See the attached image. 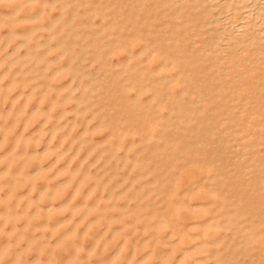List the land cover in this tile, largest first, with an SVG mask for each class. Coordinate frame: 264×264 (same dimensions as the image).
Returning a JSON list of instances; mask_svg holds the SVG:
<instances>
[{"label": "bare ground", "instance_id": "obj_1", "mask_svg": "<svg viewBox=\"0 0 264 264\" xmlns=\"http://www.w3.org/2000/svg\"><path fill=\"white\" fill-rule=\"evenodd\" d=\"M47 1L0 0V261L264 264V0Z\"/></svg>", "mask_w": 264, "mask_h": 264}, {"label": "rangeland", "instance_id": "obj_2", "mask_svg": "<svg viewBox=\"0 0 264 264\" xmlns=\"http://www.w3.org/2000/svg\"><path fill=\"white\" fill-rule=\"evenodd\" d=\"M63 1H64V3H63ZM54 2H57V3H55V4H52V3H54ZM43 4V3H42ZM53 5V6H49V5ZM64 4L66 5L67 4V2H66V0H48L47 1V5H46V2L43 4V6L41 7L42 9H43V11L45 12V13H43V20L44 21H48L50 18H52V16H53V18L54 17H59V19H60V21H63V19H62V17H60L59 15H62V14H66L67 13V10H69L68 12H70L71 11V9H72V4H68V5H66V6H64ZM45 5V6H44ZM55 5V6H54ZM64 6V7H63ZM44 7H45V9H44ZM52 7H53V10H52ZM55 9V10H54ZM57 9V10H56ZM51 10V11H50ZM49 11V12H48ZM56 13H58V15L56 14ZM45 14V15H44ZM50 14V15H49ZM57 15V16H56ZM51 16V17H50ZM48 17V18H47ZM68 20V19H67ZM66 20V21H67ZM65 38V37H64ZM71 36L69 37V38H66L65 39V41H66V43H70L69 41H71ZM52 40V41H51ZM51 40H50V42H52V43H54L55 41L54 40H56V38L54 37L53 39L51 38ZM60 49H56L55 51L53 50L52 51V55H55V54H57L58 53V51H59ZM68 54H69V52L66 54V56L64 57L63 56V58L61 57L60 59L61 60H59V61H57V62H55V63H57V65L53 62V63H51V64H53V66L51 65V64H49L48 66L46 65V67L44 66V71L45 72H43V73H47L46 75H48V77H47V80H51L52 78V76H51V72H53V70L54 69H57V68H59V67H61L62 65L64 66L67 62H68ZM117 55H115V56H113L112 57V60H116L117 59ZM29 58H30V60H31V57L30 56H26V57H22L21 59H23V60H25L26 61V64L23 66V68L25 67H29V63H31V65L33 66L34 65V63L36 64V62H35V60L36 59H32L31 61H29V63H27L28 62V60H29ZM28 59V60H27ZM34 60V61H33ZM61 61V62H60ZM75 62V63H74ZM80 62V60L79 59H74V61H73V64H86V61H84L83 59H81V62ZM83 62H85V63H83ZM61 63V64H60ZM55 64V65H54ZM68 64V63H67ZM2 65V67L4 66V64H1ZM1 65H0V70H1ZM27 65V66H26ZM39 65L41 66V65H43V62H41V64L39 63ZM51 66H52V68H51ZM56 66H57V68H56ZM18 66L17 65H14V66H12V70H14L15 68H17ZM48 67H49V69H48ZM24 68V69H25ZM46 68V69H45ZM54 68V69H53ZM7 75V74H6ZM6 75H4V77H2L1 78V80L0 81H2L3 83L5 82V81H7V79L9 78V76L7 77ZM6 76V77H5ZM50 76V77H49ZM49 78V79H48ZM54 79V78H53ZM64 82H66V81H70V78H69V76L68 75H65V77H63V78H61ZM79 79H80V77H79ZM60 80V79H59ZM53 80H51V82H52ZM56 81V80H55ZM54 81V82H55ZM34 82V81H33ZM77 82V81H76ZM76 83L75 82H73V84L72 85H75ZM77 85V84H76ZM126 169H120V170H118V171H120V173L123 171H125ZM13 235V234H12ZM26 236H27V231H26ZM26 238V237H25ZM41 238H38L37 239V241H39ZM24 241H25V239H24ZM27 251L29 252V253H27ZM30 251H32V252H30ZM34 251V252H33ZM33 253H35V250H34V247H32V248H29V249H26V252H24L23 253V260H33V258H34V254ZM81 260V262H78V261H80ZM84 260V261H83ZM86 261V259L85 258H81V259H77V262L79 263V264H83L84 262ZM0 263L1 264H6L5 262L3 263V261H0Z\"/></svg>", "mask_w": 264, "mask_h": 264}]
</instances>
